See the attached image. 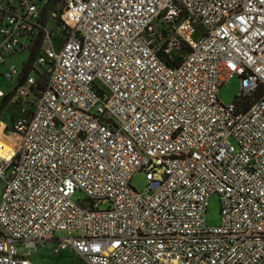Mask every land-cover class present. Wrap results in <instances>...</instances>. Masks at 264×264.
I'll return each instance as SVG.
<instances>
[{
    "label": "built area",
    "instance_id": "2783aa9c",
    "mask_svg": "<svg viewBox=\"0 0 264 264\" xmlns=\"http://www.w3.org/2000/svg\"><path fill=\"white\" fill-rule=\"evenodd\" d=\"M25 50L20 72L0 69L16 78L0 100L21 109L0 157V264L47 247L84 264H264V0H0V67ZM234 75L239 96L219 101Z\"/></svg>",
    "mask_w": 264,
    "mask_h": 264
},
{
    "label": "rangeland",
    "instance_id": "374dc122",
    "mask_svg": "<svg viewBox=\"0 0 264 264\" xmlns=\"http://www.w3.org/2000/svg\"><path fill=\"white\" fill-rule=\"evenodd\" d=\"M31 51L25 50L23 52H15L12 55H8L6 58V65L3 64L0 69L8 68L7 64H14L16 70L20 72L25 65L30 62ZM16 78H14L15 80ZM14 80H6L4 77L0 76V89L6 93H11L14 89ZM241 92L240 89V78L234 75L232 78L228 79L218 90V100L224 103H230L236 100ZM21 110L16 104L13 96L6 103L0 113V123L6 124L7 129L0 131V143H4L5 140L9 138L8 128L10 127L11 121L10 117L17 115V112ZM6 143V142H5ZM131 185L138 191H142L147 186V179L144 172L136 173L131 179ZM3 182L0 181V194L2 190ZM83 194L77 192L74 198H82ZM100 207H106V205H101ZM205 225L208 227L216 226L220 223V202L219 197L216 194H212L207 199V207L204 216ZM65 232H57L55 236L62 237L66 236ZM34 256V261L36 264H84L76 255L72 252L66 250L59 254L51 253L49 247L39 248L32 251Z\"/></svg>",
    "mask_w": 264,
    "mask_h": 264
},
{
    "label": "bare ground",
    "instance_id": "6f19581e",
    "mask_svg": "<svg viewBox=\"0 0 264 264\" xmlns=\"http://www.w3.org/2000/svg\"><path fill=\"white\" fill-rule=\"evenodd\" d=\"M14 137L9 135V138L4 143H0V157L10 159L14 151Z\"/></svg>",
    "mask_w": 264,
    "mask_h": 264
},
{
    "label": "trees",
    "instance_id": "16d2710c",
    "mask_svg": "<svg viewBox=\"0 0 264 264\" xmlns=\"http://www.w3.org/2000/svg\"><path fill=\"white\" fill-rule=\"evenodd\" d=\"M11 99V94L5 95L1 100H0V113L3 107L6 105V103ZM16 116V115H15ZM14 116L10 117V120H13Z\"/></svg>",
    "mask_w": 264,
    "mask_h": 264
},
{
    "label": "crops",
    "instance_id": "0c3cea01",
    "mask_svg": "<svg viewBox=\"0 0 264 264\" xmlns=\"http://www.w3.org/2000/svg\"><path fill=\"white\" fill-rule=\"evenodd\" d=\"M30 259L35 263L34 256L31 254ZM36 264V263H35Z\"/></svg>",
    "mask_w": 264,
    "mask_h": 264
}]
</instances>
